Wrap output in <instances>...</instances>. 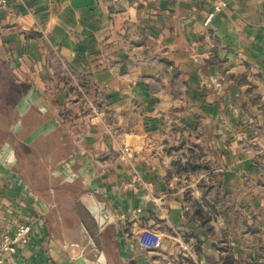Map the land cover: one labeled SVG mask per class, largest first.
<instances>
[{
    "label": "crops",
    "instance_id": "0c3cea01",
    "mask_svg": "<svg viewBox=\"0 0 264 264\" xmlns=\"http://www.w3.org/2000/svg\"><path fill=\"white\" fill-rule=\"evenodd\" d=\"M0 67L4 264H264V0H9Z\"/></svg>",
    "mask_w": 264,
    "mask_h": 264
},
{
    "label": "built area",
    "instance_id": "2783aa9c",
    "mask_svg": "<svg viewBox=\"0 0 264 264\" xmlns=\"http://www.w3.org/2000/svg\"><path fill=\"white\" fill-rule=\"evenodd\" d=\"M9 6V0H0V11ZM227 7V4L221 3L214 7V10L208 15L206 25L214 18L215 14ZM31 235V226L22 224L19 226L16 235L12 238H6L0 245V264H4L5 256L17 251L20 244H27ZM164 243V236L154 229H144L138 237V246L146 251H158Z\"/></svg>",
    "mask_w": 264,
    "mask_h": 264
},
{
    "label": "rangeland",
    "instance_id": "374dc122",
    "mask_svg": "<svg viewBox=\"0 0 264 264\" xmlns=\"http://www.w3.org/2000/svg\"><path fill=\"white\" fill-rule=\"evenodd\" d=\"M8 74L9 73H8L6 68L0 67V93L1 94L4 93V92H6V94H8L10 92V90H11V85H10V83H8ZM10 120H11V115H9V114H6V116L5 115L4 116H0V127L1 126H6V128L9 127L8 123L10 122ZM151 229H154V228H151ZM154 230H156V229H154ZM156 231H159V230H156ZM109 234H111V233H109ZM164 240H165V237H164ZM161 248L159 250H161Z\"/></svg>",
    "mask_w": 264,
    "mask_h": 264
},
{
    "label": "trees",
    "instance_id": "16d2710c",
    "mask_svg": "<svg viewBox=\"0 0 264 264\" xmlns=\"http://www.w3.org/2000/svg\"><path fill=\"white\" fill-rule=\"evenodd\" d=\"M6 135H7V133H6Z\"/></svg>",
    "mask_w": 264,
    "mask_h": 264
}]
</instances>
